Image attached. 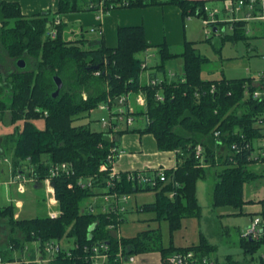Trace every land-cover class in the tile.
Returning <instances> with one entry per match:
<instances>
[{"label": "trees", "instance_id": "trees-1", "mask_svg": "<svg viewBox=\"0 0 264 264\" xmlns=\"http://www.w3.org/2000/svg\"><path fill=\"white\" fill-rule=\"evenodd\" d=\"M101 1L103 14L115 8L172 4L181 9L184 18H198L207 3L203 0H58L55 12L44 10L25 16L17 3L0 1V49L14 66L5 73L0 70V120H7L10 125L22 122L21 128L4 136L2 153L11 157L13 173H22L27 165V177L38 182L48 177L54 164L67 163L73 168V174L68 177L60 174L50 179L60 205L59 216L16 220L12 206L0 208V217L7 219L10 228V250L17 253L15 257L21 258L25 252L33 260L34 246L42 250L47 242L65 241V246L50 255L45 264H91L83 249L102 242L108 247L106 264H121L115 257L119 249L124 257L158 252L160 264H167L166 258L176 251L192 250L211 258L216 248L204 235L200 234L198 243L176 247L173 234L181 229L182 220L201 218L197 184L207 178V168L212 169L214 180L210 194L212 208H228L235 210L232 214L241 215L244 204L254 203L244 199L243 188L256 177L264 176L261 171L249 168L258 166L263 170L264 162L250 158L251 149L240 137L244 135L248 139L257 134L252 118L256 107L244 97V85L251 79L204 80L201 68L207 58L189 41L183 43L180 53L169 52L165 45L158 46L159 61L151 66L147 63L142 69L143 54L149 48L142 26L118 27L117 44L109 48L103 35L92 34L90 27H80L78 36L70 40L64 34L66 25L54 24L56 18L72 12L95 13ZM246 23H224L231 26V32L220 34L218 39L221 43L246 42ZM50 28L55 30L54 38L46 36ZM174 58L182 60V71L169 77L165 63ZM20 59L25 63L24 68L16 66ZM0 61L6 62L2 54ZM147 71L148 79L162 77L159 92L164 100L156 99L158 87L147 84V78L141 82L142 74ZM54 76L62 81L55 98L52 97L56 90ZM140 93L146 104L135 106L132 127L94 130L89 125L74 124L92 111H100L102 103L112 108L118 96L129 97L134 105L133 98ZM38 119L43 121L42 128L34 124ZM133 132L152 135L159 151L175 152L176 166L163 168L164 183L143 186L129 179V172H119L118 178H110L109 168L100 170L101 164L109 163L110 148L119 147L117 138ZM214 132L219 133L217 138ZM199 145L201 157L195 153ZM219 148L224 149L225 155L218 154ZM155 170L144 171L156 174ZM79 179L84 182L89 179L91 185L79 187L76 184ZM143 192H153L155 199L142 204L138 212L153 214L156 222H166L167 245L162 242L159 228L116 237L113 232L122 224L124 213L101 211L106 194L132 196ZM258 202L263 204L264 200ZM261 217L264 218V212ZM17 234L19 237H13ZM238 241L243 254L251 259L240 263L227 256V264H264L260 256L253 259L264 245V228L259 239L240 237ZM10 250L0 251L4 262L14 261ZM216 264L220 263L216 261Z\"/></svg>", "mask_w": 264, "mask_h": 264}, {"label": "crops", "instance_id": "crops-1", "mask_svg": "<svg viewBox=\"0 0 264 264\" xmlns=\"http://www.w3.org/2000/svg\"><path fill=\"white\" fill-rule=\"evenodd\" d=\"M0 1L17 3L22 14L25 16H33L44 10L55 12L56 9H58V0ZM203 1L222 6L229 0ZM222 16L226 17L225 15ZM191 18L189 20L186 19V17L184 18L178 6L166 4L148 7L115 8L104 14L101 19L97 18L96 13L87 11L81 13L72 12V14L61 16L60 19L61 22L66 25L64 34L66 38L70 40L78 36L80 27L89 28L91 26L98 27L101 25L104 30V34H102L104 44L109 48H114L117 44L118 27L142 26L145 40L149 46L148 50L154 54V57L157 55V47L160 45H165L171 53H180L181 51L179 50H182V45L185 41L192 42L195 47L196 43H198L197 40L194 39L196 38L195 34L198 32L199 35L200 31L197 30L195 24H192L193 20ZM198 19L200 20V18ZM224 25L226 24H223V26ZM249 27L252 31L256 29L254 23H250ZM255 33H257V30H255ZM257 34L259 35V32ZM173 49L178 50L174 52ZM170 61H175L176 63L172 67H167V63L169 62L167 61L165 63L166 70L175 74H180L182 71V60L180 58H174ZM149 66H151L150 63ZM147 73L148 71L142 74L140 79L141 82L144 83L147 78ZM19 125L22 127V122H20ZM12 126L13 125L8 124L7 120H0V136L11 134L13 131ZM117 140L119 147L124 150V153L120 155L114 163L116 172L144 171L157 168L169 169L176 166L175 152L159 151L154 137L150 134H139L136 132L125 133L117 138ZM2 152L4 151L0 148V208L12 206L13 216L16 220L45 217L53 218L59 216L60 205L53 199L49 186L41 182L30 180L31 178L27 181L13 180L14 173L12 171L11 157ZM4 158L7 159L6 162H4ZM23 170L22 174L28 178V166L24 165ZM139 195L140 193H137L130 197L126 206L127 211L123 214L124 221L129 212H131L129 215L136 214L137 216L143 214L138 212V208L142 204L152 203L155 199L154 195L152 197L150 196L148 199L140 198ZM144 215L145 217L141 220L143 221V226L160 223L153 220V214L145 213ZM182 228L183 220L181 229ZM181 229L175 233L180 232ZM175 233L173 234V245L176 247L187 246L175 243ZM168 242L169 240L163 244L167 245ZM160 262L161 257L158 252H148L136 255L134 261L129 264H160Z\"/></svg>", "mask_w": 264, "mask_h": 264}, {"label": "built area", "instance_id": "built-area-1", "mask_svg": "<svg viewBox=\"0 0 264 264\" xmlns=\"http://www.w3.org/2000/svg\"><path fill=\"white\" fill-rule=\"evenodd\" d=\"M164 1V0H161ZM102 1L98 5V9L96 16L98 19L104 15L102 11ZM126 4V3H125ZM225 15L226 17H223ZM188 16L186 19H190ZM200 18V22L207 33H211L214 36H219L221 33H224V29L221 30L220 27H223L224 23H235L240 21L247 22L245 32L247 35L254 34L255 30L260 32V38L262 39V43H264V0H229L225 2L222 6H217L210 3H205L201 8V14L198 17ZM61 22V19L56 18L54 20V24L57 25ZM250 23H254L256 25L255 30H251L249 27ZM227 25V24H226ZM225 26V25H224ZM228 26V25H227ZM231 31V26H228ZM89 31L96 35L102 36L104 33L101 25L98 27H90ZM46 36L50 38H54L56 36L54 28L48 29L46 32ZM149 50L144 51V57L141 64L142 69L147 67V57L151 56L148 53ZM264 60V50L262 55L260 56ZM98 73H96L97 75ZM167 76L171 77L174 73L168 71ZM251 81L244 85V97L246 100H249L255 108V112L253 115V127H255L256 135H252L250 138L246 139V136L241 135L240 137L244 140L245 146L251 149L250 158L254 159L258 162H264V69L258 74V78H251ZM162 83V77L158 76L157 78H147V84L152 85L154 87H158L156 92V99L159 101L164 100L163 95L159 92ZM211 92L214 91V87L212 86L210 89ZM134 105L131 103V100L127 96H118L116 99V103L112 104V108L108 107L107 104H100L99 110L104 112L105 115L100 117L99 124L103 129L111 128L113 126L115 130H124V128L132 127L134 125V114L135 106L136 107H144L145 98L140 93L137 94L134 98ZM37 111V109H36ZM46 115V112H44ZM214 136L217 138L219 136L218 132H214ZM112 137V136H111ZM220 144V143H219ZM235 148V145L232 146ZM124 153V150L118 146H112L110 148V152L107 156L108 164H101L100 170H107L109 168V176L110 178H118L119 172H116L114 169V163L116 159ZM195 153L197 156H202V148L201 146H197L195 149ZM4 162L7 161L6 158L3 159ZM109 166V167H108ZM153 173V172H152ZM147 173L145 171H136L129 172L128 178L132 181H136L138 184L143 186H155L158 182L165 181V170L163 168H157L154 173ZM60 174L64 176H70L73 174V168L70 164L60 163L54 164L50 167L48 171V177L44 180H41V183L47 184L49 186L50 192L52 193V197L54 200V190L51 186V177H56ZM29 179L24 176L22 173H14L13 180L16 181H27ZM36 182L35 178H31ZM38 182V181H37ZM77 186L86 187L91 185V180H87L86 182L79 179L77 181ZM172 196L171 194L169 195ZM129 195H116V194H106L103 196L104 204H102L101 211L104 213L114 212L116 214L125 213L126 212V204L130 200ZM89 210H93L92 206L88 207ZM110 229L113 228V225L109 226ZM264 228V218L255 216L250 219L249 224L246 228L240 231V237L244 239H259L263 233ZM64 247L61 244L55 242H47L43 249H38L37 246H34L35 249V257L31 262L26 261L24 259L25 252L22 253L21 258L15 257L14 261L4 262L0 257V264H45L50 259L49 256L53 255L60 251V249ZM40 254H39V252ZM107 244L104 242L96 244V246L92 247H84L83 251L88 254V260L91 264H106L107 261ZM24 255V256H23ZM44 257H46L44 259ZM116 260L121 264H129L134 261V255H130L128 257H124L119 249L116 254ZM260 258L264 262V252L260 255ZM167 264H216V260L209 258L207 256H199L192 250L186 251H176L169 255L166 258Z\"/></svg>", "mask_w": 264, "mask_h": 264}, {"label": "rangeland", "instance_id": "rangeland-1", "mask_svg": "<svg viewBox=\"0 0 264 264\" xmlns=\"http://www.w3.org/2000/svg\"><path fill=\"white\" fill-rule=\"evenodd\" d=\"M192 24L197 26V30L200 31L195 34L194 39L197 40L195 48L204 57L207 58L201 68V78L204 80L212 79H240V78H258V74L264 69V60L260 57L264 50V43L260 35L257 33L247 35L246 42L230 41L226 40L224 43L218 39L217 36H213L210 32L207 33L204 30L200 20L196 17L191 18ZM189 20V19H188ZM224 29L225 35L230 34L229 27L227 25L220 27ZM223 35V33H221ZM257 34V35H256ZM70 35V34H69ZM91 37V36H90ZM212 37V38H211ZM209 38L211 40L206 41ZM178 49H173L176 52ZM181 51V49L179 50ZM178 51V52H179ZM151 56L147 57V63L154 65L159 61L157 55L153 57L151 51H148ZM0 54L6 62L0 61V70L7 72L13 66V61L9 59L6 54L0 49ZM144 57V55H143ZM156 58V60H155ZM176 62L169 61L167 67H172ZM104 113L94 110L89 116L81 117L74 122L76 125H89L91 129L99 130L101 128L98 120ZM40 128L43 127V121L41 119L34 121ZM20 122L13 124L12 133L16 129L21 128ZM18 124V125H17ZM4 135L0 136V146L3 145ZM4 147V146H3ZM218 154L225 155L223 148L218 149ZM252 170H257L259 173H264V169H259L258 166H250ZM212 169H206L208 172L207 178L204 181H200L197 184V198L198 203L201 207V218H190L183 220V228L180 232L175 233V243L181 245H190L198 243L200 234L204 235L211 245L215 246L216 250L211 254V258L218 261L220 264H227L226 257L230 256L233 261L244 262L251 259L250 256H245L242 250L239 248L240 231L247 227L251 218L258 216L261 217V213L264 212V203L258 201L264 200V176H258L256 179L244 185L243 196L244 199L254 201V203H246L242 207V214H232L234 211L228 208H212L211 204V190L214 180L212 179ZM154 195L153 192L140 193V198L148 199ZM127 206V204L125 205ZM129 212V209H128ZM126 216V220L122 222V225L113 234L117 236H132L136 235L137 232L143 231L144 229L159 228L162 234V242L166 243L168 240L167 224L166 222H160L159 224H151L150 226H143L141 221L145 215L139 214ZM10 228L7 224V219L0 217V251L4 249L10 250L9 239H10ZM119 231V232H118ZM17 234L13 237H19ZM30 246V245H29ZM61 246H65V241L62 242ZM27 250V249H26ZM39 252V250H38ZM264 252V245L261 246L258 253L254 255L253 259H257ZM26 254V253H25ZM40 254V252H39ZM10 256L17 255L12 253L10 250ZM24 256V255H23ZM136 257V255H135ZM46 257H44L45 259ZM26 261L31 262L27 256L24 257ZM254 264V263H251Z\"/></svg>", "mask_w": 264, "mask_h": 264}, {"label": "water", "instance_id": "water-1", "mask_svg": "<svg viewBox=\"0 0 264 264\" xmlns=\"http://www.w3.org/2000/svg\"><path fill=\"white\" fill-rule=\"evenodd\" d=\"M16 66H18L19 68H24L25 63L23 60L20 59L16 62ZM53 80H54V83L56 85V90L52 93V97L55 98V97H57V95H58V93L62 87V81L58 76H54Z\"/></svg>", "mask_w": 264, "mask_h": 264}]
</instances>
